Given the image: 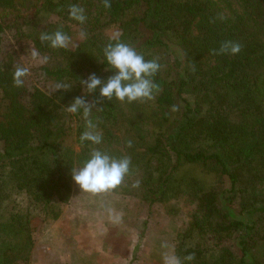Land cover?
<instances>
[{"label": "trees", "instance_id": "16d2710c", "mask_svg": "<svg viewBox=\"0 0 264 264\" xmlns=\"http://www.w3.org/2000/svg\"><path fill=\"white\" fill-rule=\"evenodd\" d=\"M103 3L0 0V54L3 32L14 30L38 53L44 79L68 86L35 87L24 101L25 83L13 86L12 54L0 58V264H27L33 234L69 200L72 164L91 150L79 141L82 113L65 110L77 97L95 105L103 143L91 147L131 157L132 174L113 192L172 216L188 207L177 255L194 254L192 264H264V0ZM71 4L85 9L83 25L69 19ZM58 28L72 38L68 49L39 39ZM116 33L161 65L153 100L86 94L81 79L114 74L103 49ZM225 41L241 52L214 54Z\"/></svg>", "mask_w": 264, "mask_h": 264}, {"label": "rangeland", "instance_id": "374dc122", "mask_svg": "<svg viewBox=\"0 0 264 264\" xmlns=\"http://www.w3.org/2000/svg\"><path fill=\"white\" fill-rule=\"evenodd\" d=\"M33 50L30 42L16 37L14 30L3 32L0 58L10 53L16 66L29 68L24 101L35 87L47 93L55 89L42 76L40 58H32ZM72 184L59 217L33 234L27 264H162L161 243L174 247L188 207L172 216L159 204L149 205L115 192L93 195ZM104 206L123 210V223L113 225Z\"/></svg>", "mask_w": 264, "mask_h": 264}, {"label": "clouds", "instance_id": "9594fccd", "mask_svg": "<svg viewBox=\"0 0 264 264\" xmlns=\"http://www.w3.org/2000/svg\"><path fill=\"white\" fill-rule=\"evenodd\" d=\"M103 7L111 8L110 0H104ZM70 20L83 25L86 22L85 9L79 4H71L68 8ZM80 37L85 38L87 33L80 32ZM42 43L46 42L53 50L68 49L72 43V38L58 28L54 32H42L39 36ZM112 40L103 49L104 64L106 70L112 71L107 80H102L95 73H91L87 79H81L86 94L95 93L99 90V96L107 100L115 99L121 103H133L137 101H151L154 99L159 88L154 83L153 77L158 73L161 65L156 59L147 60L131 45L119 39L116 33ZM241 52V45L233 41L223 42L214 54L238 55ZM32 58L38 59V53L33 50ZM47 57L41 59V63H46ZM29 75V68L16 66L12 73L13 86L23 87L25 78ZM68 86L63 83L56 84L55 88L66 89ZM94 104L87 103L82 97L75 98L65 110L71 114H81L85 121V131L79 137L82 147H89L91 150L87 156L75 164H72L71 178L78 188L86 193L102 195L111 193L122 185L125 178L132 174V160L129 155H113L99 147L103 143L102 134L97 131V123L92 118ZM175 110V109H173ZM131 147V141L128 142ZM139 181L132 185L139 187ZM108 220L113 225H120L124 221L123 210H118L112 206H104ZM162 264H192L195 256L188 254L179 256L175 249L167 243H161Z\"/></svg>", "mask_w": 264, "mask_h": 264}]
</instances>
